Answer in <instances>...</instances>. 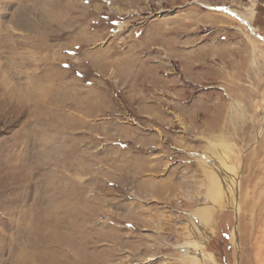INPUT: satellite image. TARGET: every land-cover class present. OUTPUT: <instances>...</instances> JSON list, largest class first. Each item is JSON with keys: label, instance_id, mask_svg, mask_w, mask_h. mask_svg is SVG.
<instances>
[{"label": "rangeland", "instance_id": "obj_1", "mask_svg": "<svg viewBox=\"0 0 264 264\" xmlns=\"http://www.w3.org/2000/svg\"><path fill=\"white\" fill-rule=\"evenodd\" d=\"M258 2L0 0V80L20 90L0 96V264H264ZM172 19L181 40L225 43L218 74L194 81L159 46ZM195 97L228 104L221 135L201 137L170 108ZM202 206L211 219L194 229Z\"/></svg>", "mask_w": 264, "mask_h": 264}, {"label": "crops", "instance_id": "obj_2", "mask_svg": "<svg viewBox=\"0 0 264 264\" xmlns=\"http://www.w3.org/2000/svg\"><path fill=\"white\" fill-rule=\"evenodd\" d=\"M257 4V7L255 5H252L256 8L257 11H261L262 8H264V0H259ZM249 6L248 8L252 7ZM191 11V10H190ZM255 16V19L257 18V13ZM205 21L209 19V15L204 16ZM212 20V18H210ZM254 19V20H255ZM202 21V19H198L196 14L193 15L192 20H190L189 24L185 23L189 28L196 27L198 25V22ZM172 28H166L163 29L160 34V39L158 40V44L160 47L163 48L164 51H167L169 53V57L172 59H183V62L181 64L182 67H184V70L188 74L194 78V81H203L206 80V77L213 76V74H218L214 69L212 68L211 59L215 57H223L226 49L225 43H221V45H217L215 40H213L212 37H206L205 34L198 35L196 31L189 32L190 36L188 38H184L181 40L180 30L181 23L179 21L171 20L170 23ZM258 26V25H257ZM208 34V33H207ZM163 36L165 38H163ZM151 41V40H150ZM154 41V40H153ZM152 41V43H153ZM141 44L144 45L145 41L140 40ZM215 43V44H214ZM183 46L188 47V50H183ZM166 47V48H165ZM190 47H193L191 50H189ZM132 49H136V47L132 44ZM240 51H244V47L238 48L239 54L242 55V65L244 68L249 69L248 62L245 60H248L251 58L248 56L246 58L243 53ZM133 54H130V57H126L128 62H133L136 64V68L140 67L142 60L137 59L136 57H132ZM241 59V58H240ZM121 63L122 61L125 62V60H119ZM210 61V62H209ZM114 61L109 62L112 64ZM150 62V61H149ZM118 63V64H119ZM171 64V60L169 62ZM117 64V63H115ZM197 65L201 68V71L194 70L193 68L197 67ZM135 66V65H133ZM163 67L162 69L166 70L168 68V62L162 61L161 64H150V72L152 74L157 75L158 67ZM255 68V67H254ZM262 68L259 67L258 70ZM192 78V79H193ZM157 77H153V80H157ZM243 83L241 85L236 86L237 91L242 90ZM217 100L210 101L205 98L203 99H197L196 97L193 99H190L189 101L185 100H178L174 101L172 106V110L174 111V114L180 115V117H183L186 119L189 124L192 126V129L194 130V133H197V125L200 127L199 135L201 137H209V136H219L222 132L227 130L226 128L228 126L227 116H228V104L226 105L225 102L221 101L216 104ZM158 107V106H157ZM157 107L155 105L150 104H143L142 106L138 107V113L142 112H158ZM176 118L174 117V121ZM190 128V127H189ZM192 130V131H193ZM180 135V134H179ZM195 136L197 134H194ZM181 136V135H180ZM167 183H171L170 181Z\"/></svg>", "mask_w": 264, "mask_h": 264}, {"label": "bare ground", "instance_id": "obj_3", "mask_svg": "<svg viewBox=\"0 0 264 264\" xmlns=\"http://www.w3.org/2000/svg\"><path fill=\"white\" fill-rule=\"evenodd\" d=\"M224 10H226L228 13H230V14H232V15H234V16H236V17H240L241 16V19L243 20V21H248V20H244V18H243V16H242V14H239V13H237L236 11H234V10H230L229 8H227V7H224ZM251 12H253L254 10L253 9H249ZM248 24H250V23H248ZM252 29H253V27H252ZM255 30H256V28H254ZM130 69V68H129ZM3 81H5V80H3ZM2 80H0V96H4V99L5 100H7L8 98H11L10 100H12V99H15L17 96H18V94H19V92H20V90H19V88H11V86H10V88H6L5 87V83L3 82ZM6 82V81H5ZM43 89V88H42ZM44 91V90H43ZM21 92H23V91H21ZM26 94V93H25ZM24 94V95H25ZM17 95V96H16ZM8 97V98H7ZM19 100H20V98H19ZM213 199V198H212ZM218 202L219 201H217L216 202V200L214 199V200H211V203L209 204V209H210V205H211V207H212V205H216V204H218ZM205 206V205H204ZM222 206V205H221ZM207 208H204L203 209V206H202V208L201 209H196L195 211H193V212H191L190 213V220H191V222L193 223V225H195V228L194 229H196L197 227H198V229H201V228H203V226L207 223V222H209V220L208 219H211V216H209L208 215V213H207V211L208 210H206ZM200 218H203V221L201 222L202 223V225H200V223H198L199 221L198 220H200ZM192 225V226H193ZM192 228V227H191ZM190 228V229H191ZM238 234H239V230H238V227L236 226L235 228H234V231H233V233H232V235H233V238H234V240H235V242H237L238 241ZM238 243V242H237ZM181 246V245H180ZM187 248H189V249H194V250H199V249H197L198 248V244L197 243H193V245H189V244H187ZM183 247H185V244H183ZM200 247V246H199ZM210 253H208V255H209ZM196 256V255H195ZM210 256V255H209ZM204 257V256H203ZM211 260V259H210ZM213 260V259H212ZM212 262V261H211Z\"/></svg>", "mask_w": 264, "mask_h": 264}, {"label": "trees", "instance_id": "obj_4", "mask_svg": "<svg viewBox=\"0 0 264 264\" xmlns=\"http://www.w3.org/2000/svg\"><path fill=\"white\" fill-rule=\"evenodd\" d=\"M262 9H264V8H262Z\"/></svg>", "mask_w": 264, "mask_h": 264}]
</instances>
